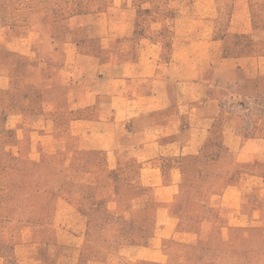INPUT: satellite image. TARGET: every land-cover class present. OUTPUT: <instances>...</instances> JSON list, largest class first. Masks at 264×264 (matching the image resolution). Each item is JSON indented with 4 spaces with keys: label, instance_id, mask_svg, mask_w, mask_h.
Instances as JSON below:
<instances>
[{
    "label": "rangeland",
    "instance_id": "1",
    "mask_svg": "<svg viewBox=\"0 0 264 264\" xmlns=\"http://www.w3.org/2000/svg\"><path fill=\"white\" fill-rule=\"evenodd\" d=\"M129 7L135 35L160 39L166 57L175 46L185 67L206 50L264 56V0H0V264H264V192L251 194L261 221L227 229V209L210 197L238 174L204 161L199 175L184 166L165 205L141 183L135 158L113 160L90 140L95 127L79 119L93 111H67L78 90L66 81L96 63L75 59L70 44L103 54L100 37L127 24ZM262 77L239 85L241 100L233 87L224 98L247 139L264 136ZM244 168L264 181V161Z\"/></svg>",
    "mask_w": 264,
    "mask_h": 264
},
{
    "label": "crops",
    "instance_id": "2",
    "mask_svg": "<svg viewBox=\"0 0 264 264\" xmlns=\"http://www.w3.org/2000/svg\"><path fill=\"white\" fill-rule=\"evenodd\" d=\"M134 12L129 7L127 24L111 25L109 34L98 36L103 54L85 55L77 46L79 41L70 44L75 59L96 63L95 68L85 69L89 72L85 78L81 73L79 79H72L74 84L65 79L69 88L78 90L70 92L74 106L67 111H93L94 118L79 119L81 125L90 122L95 127L87 135L90 140L94 133L97 149L108 151L113 160L124 153L135 158L141 164V183L151 186L165 205L181 191L184 166L199 175L206 169L204 161L220 166L223 162L224 177L238 175L210 197L211 205L227 209V229L257 225L260 206L251 194L264 192V181L260 173L244 166L263 163L264 136L244 137L243 117L227 110L224 98L233 87L236 89L229 91L241 100L239 85L263 78L264 56L247 57L239 52L226 59L219 53L212 57L206 50L198 53L193 66L185 67L175 46L176 55L166 57L160 39L135 35ZM119 29L127 34H117ZM205 43L215 45L213 41L199 42L201 46ZM260 87L261 83L255 94L261 92ZM176 160L181 161L180 166ZM227 160L233 163L227 165Z\"/></svg>",
    "mask_w": 264,
    "mask_h": 264
}]
</instances>
